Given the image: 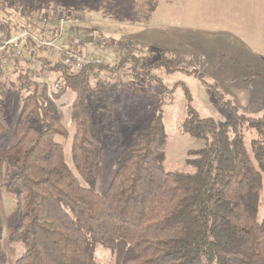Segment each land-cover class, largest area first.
Here are the masks:
<instances>
[{"label": "trees", "instance_id": "1", "mask_svg": "<svg viewBox=\"0 0 264 264\" xmlns=\"http://www.w3.org/2000/svg\"><path fill=\"white\" fill-rule=\"evenodd\" d=\"M18 4L12 0L11 7L17 9ZM61 5L52 0L50 9L42 7L36 17L26 16L41 23L39 15L50 13L49 23L42 27L52 28L57 14L70 10ZM43 28L35 35L1 16L0 43L26 32L29 36L24 45L36 49L38 43L30 35L39 42L52 40L45 37ZM116 45L129 51L120 42ZM6 61L12 63L10 74L17 75L15 82L2 77L9 72L2 70ZM6 61L0 57V138L10 131L2 104L8 89L19 93L20 120L44 125L43 131L29 127L12 147H0V162L6 159L15 168L7 184L18 216L10 239L23 246L15 264H97L94 247L112 250L117 241L127 244L121 264H264V216L257 218L262 182L257 168L264 171V118L246 117L229 102L218 101L235 117L218 127L213 119L199 116L184 87L187 107L181 130L204 141L203 148L191 151L186 161L194 172L161 168L165 133L159 107L116 157L118 169L105 194L99 195L93 186L101 141L87 103V97L98 90L90 88L88 77L95 71H116L130 65L134 80H146L150 87V71L166 67L163 58L149 71L140 70L138 60L128 54L115 67L92 62L77 71L51 53H38L33 73L26 69L24 56H10ZM51 74L59 75L60 89L52 92L54 98L67 89L74 94L70 154L78 177L54 140L56 136L66 138L67 131L47 105L45 85L39 79ZM131 91L151 95L150 89L142 91L137 86ZM245 132L254 133L250 150ZM0 264H6L1 245Z\"/></svg>", "mask_w": 264, "mask_h": 264}, {"label": "rangeland", "instance_id": "2", "mask_svg": "<svg viewBox=\"0 0 264 264\" xmlns=\"http://www.w3.org/2000/svg\"><path fill=\"white\" fill-rule=\"evenodd\" d=\"M55 1L68 7L66 12L79 17V22L57 32L55 27L43 28L35 18H27L28 13L36 17L42 7L50 9L52 0H18L17 9L11 7L12 0H0V17L35 35L43 28L45 37L54 44L67 46L76 40L87 61L108 68L117 66L126 54L138 60L140 70L149 71L161 57L166 65L151 69L150 87L146 80H134L130 65L116 71H95L88 77L90 88L98 90L95 96L87 97L101 141L93 186L97 194H105L118 169L116 157L131 144L133 135L148 125L159 107L165 133L161 168L165 172H194L186 161L191 158V151L203 148L204 141L181 130L187 107L184 87L199 116L213 119L218 127L235 119L231 110L218 101L229 102L246 117L264 118V0ZM107 42L112 44L107 46ZM118 42L129 51L119 49ZM40 52L61 58L52 49ZM12 68V63H2V70L9 71L2 77L15 82L17 75L10 74ZM58 78V74L48 76V83L43 86L45 100L67 131L66 138L56 136L54 140L62 148L66 165L78 177L70 154L74 131L70 105L74 94L67 89L54 98L52 92L60 89ZM54 84L58 88L53 90ZM133 86L142 91L150 89L151 95H137L131 91ZM2 104L10 131L0 138V147L15 145L29 127L44 130L42 123L20 120L22 102L16 90L8 89ZM243 135L250 150L254 133ZM257 171L262 181L257 210L260 220L264 216V171ZM14 172L6 159L0 162V245L6 264H15L23 252L21 242L10 239L18 221L14 197L7 189ZM126 248L124 241H117L112 250L96 245L93 257L97 264H121Z\"/></svg>", "mask_w": 264, "mask_h": 264}, {"label": "built area", "instance_id": "3", "mask_svg": "<svg viewBox=\"0 0 264 264\" xmlns=\"http://www.w3.org/2000/svg\"><path fill=\"white\" fill-rule=\"evenodd\" d=\"M39 18L42 24H48L50 20V13L43 12L39 15ZM78 22L79 17L74 14H71L70 12H60L54 19V27L58 32L69 26H74ZM28 36L29 35L25 32L10 40L2 41L0 43V57L3 56L4 61H6L10 56H24L27 60L26 69L30 73H33L36 69V56L41 48L46 50L52 49L56 53L60 54L63 65L75 71L80 70L84 65L91 63L83 56L81 46L76 40L70 41L67 46H63L60 44H54L52 40L39 42L35 36L30 35L31 39L38 43V47L34 49L24 45L27 42ZM39 79L43 85H47L48 77L46 75H40ZM53 88H57V85L54 84Z\"/></svg>", "mask_w": 264, "mask_h": 264}, {"label": "crops", "instance_id": "4", "mask_svg": "<svg viewBox=\"0 0 264 264\" xmlns=\"http://www.w3.org/2000/svg\"><path fill=\"white\" fill-rule=\"evenodd\" d=\"M264 112V111H263Z\"/></svg>", "mask_w": 264, "mask_h": 264}]
</instances>
